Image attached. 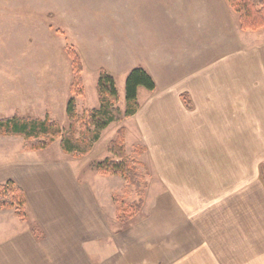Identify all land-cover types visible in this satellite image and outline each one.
Instances as JSON below:
<instances>
[{
	"label": "crops",
	"instance_id": "crops-1",
	"mask_svg": "<svg viewBox=\"0 0 264 264\" xmlns=\"http://www.w3.org/2000/svg\"><path fill=\"white\" fill-rule=\"evenodd\" d=\"M150 1L161 11L165 6L188 35L149 44L136 40L135 23L124 22L140 53L129 54L124 36L106 44L113 51L122 44L119 50L132 62L127 69L142 66L156 83L149 95L141 98L138 91L139 110L123 120H132L146 142L135 146L160 158L172 152L166 139L187 141L186 175L172 182L162 176L166 192L156 191L151 202L147 182L143 207L132 219L137 223H121L114 196L123 193L122 176L95 170L100 176L82 179L74 159L16 152L10 157L19 159L0 163V182L13 178L24 189L30 219L0 210V264H264V27L244 31L227 0ZM112 7L119 21L129 11L121 3ZM195 27L201 28L199 40ZM178 44V52L171 51ZM243 141L252 142L250 151L244 153ZM208 148L222 160L202 170ZM147 204L155 205L154 213H145ZM163 205L170 212L160 213ZM34 224L42 239L33 233Z\"/></svg>",
	"mask_w": 264,
	"mask_h": 264
},
{
	"label": "rangeland",
	"instance_id": "rangeland-1",
	"mask_svg": "<svg viewBox=\"0 0 264 264\" xmlns=\"http://www.w3.org/2000/svg\"><path fill=\"white\" fill-rule=\"evenodd\" d=\"M172 1L174 0H170ZM115 3H121L129 9L128 12L120 13L121 21L113 16L112 6ZM227 6L232 18H239V14L231 10L228 2ZM157 7L150 0H0V121L11 119L16 114L23 119L50 117L67 130V109L72 97L76 100L78 114H83L85 109L99 107L98 79L101 68L108 69L114 75L118 92L116 106L121 110L125 109V83L131 71L127 67L132 65V62L119 50L122 44L117 51H113L106 42L111 38L122 39L124 36L129 54L132 50L135 55L140 53L141 48L131 46L130 42H136L130 40L131 32L129 33V29L122 24L124 22L135 23V29L138 30L136 40L147 39L149 44L158 43L163 39L177 42L185 38L188 30L178 24L173 14L166 12L165 6L163 11ZM187 14L191 16L192 12ZM194 15L197 17L204 14ZM200 29L195 27L192 30L196 40L202 38ZM226 31L229 30L226 28ZM260 32H264V29ZM181 47V44H178L170 49L176 53ZM68 48L76 50L82 59L84 97L74 95L71 90L73 71ZM139 90L141 98L144 93L149 95L151 92L144 87ZM131 125L132 120L111 123L101 132L100 139L94 144L92 151L83 158L66 155L62 151L61 138L47 149L27 154L31 158L42 160L61 157L74 159L82 168V179H87L91 174L100 176L96 174L95 169L88 170L86 167L92 162L112 156L108 151V144L116 137L118 128L125 126L128 129L126 145L129 153L133 152L135 145L146 143ZM24 141L22 136L0 135V163L19 159L10 156L24 149ZM251 143L242 142L244 153L252 149ZM164 145L172 149L170 153L168 150L165 157L155 158L149 148L143 155V163L147 169L142 170L145 181L148 182L146 198L149 202L155 199L156 191L166 192L168 184L160 180L162 176L168 179L167 182L181 180L189 165L187 141L174 142L166 139ZM212 149L208 148L207 157H202L199 163L202 170L207 167V163H219L222 160L221 156L216 160L215 153H210ZM6 152L9 157L3 156L2 153ZM180 192L182 193L181 189ZM128 197L130 200L136 199L134 193ZM144 208L145 213L155 212V205L147 204ZM160 209L161 212L159 209L157 212H170L169 205H163ZM144 216L141 214V217ZM137 221L138 218L132 220V223ZM115 230L113 228V234ZM106 240L108 237L102 241Z\"/></svg>",
	"mask_w": 264,
	"mask_h": 264
},
{
	"label": "trees",
	"instance_id": "trees-1",
	"mask_svg": "<svg viewBox=\"0 0 264 264\" xmlns=\"http://www.w3.org/2000/svg\"><path fill=\"white\" fill-rule=\"evenodd\" d=\"M239 14L240 26L244 31H256L264 27V0L256 4L253 0H227ZM72 61L73 80L71 90L76 96L85 95L83 79V63L80 55L74 49L68 48ZM144 87L149 91L156 88L154 78L142 66L133 68L126 78L125 97L126 106L121 110L116 106L118 92L114 77L101 68L98 79V108L85 109L83 114L77 113V103L72 97L68 103L67 115L69 128L64 130L50 117L44 119H23L17 114L6 121H0V135H16L24 137L23 148L40 151L49 148L57 139L61 138L62 151L73 158H83L93 149L100 139L101 132L113 122H120L137 113L140 108L138 91ZM184 100L189 104L187 96ZM190 105V104H189ZM108 151L112 156L99 162H92L90 166L104 176H122L126 185L123 193L114 196L117 218L121 223L132 220L142 209L147 182L142 167L145 168L140 157L145 148L135 146L129 153L126 146V129L120 127L116 137L108 144ZM134 193L135 200L129 195ZM12 209L20 220H28L29 204L24 189L13 179L0 182V210ZM36 238L42 239L43 233L37 224L32 226Z\"/></svg>",
	"mask_w": 264,
	"mask_h": 264
}]
</instances>
